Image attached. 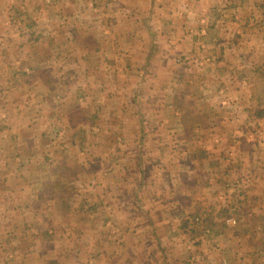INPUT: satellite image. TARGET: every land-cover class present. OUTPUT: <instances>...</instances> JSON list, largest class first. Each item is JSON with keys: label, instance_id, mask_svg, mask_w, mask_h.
<instances>
[{"label": "crops", "instance_id": "0c3cea01", "mask_svg": "<svg viewBox=\"0 0 264 264\" xmlns=\"http://www.w3.org/2000/svg\"><path fill=\"white\" fill-rule=\"evenodd\" d=\"M101 4L0 0V177L15 181L0 183V264H93L75 254L155 264L150 255L172 245L199 247L208 264L233 247L230 262L245 264L244 243L264 240L262 223L238 218L246 201L264 207V0H109L107 13ZM91 14L103 27L86 28ZM50 51L71 79H52ZM250 172L252 201L239 182ZM128 199L147 219L133 222ZM43 201L38 241L15 233L8 243L1 223ZM177 236L190 240L163 239Z\"/></svg>", "mask_w": 264, "mask_h": 264}, {"label": "rangeland", "instance_id": "374dc122", "mask_svg": "<svg viewBox=\"0 0 264 264\" xmlns=\"http://www.w3.org/2000/svg\"><path fill=\"white\" fill-rule=\"evenodd\" d=\"M108 1L109 0H101V3H102L101 5H102V8H103L102 10L105 11L107 9V4L106 3ZM15 3L16 2H10V4L13 5V6H14ZM16 4L19 7L24 6V3L20 2V1L17 2ZM28 4H29L28 7L33 8V1L28 2ZM90 12L93 13V11H90ZM107 12L108 11H105V13H107ZM107 16H109V18H112V16H110V15H107ZM106 18H108V17H106ZM87 20H88L87 23H89V24L86 26V28L88 30H93L94 24L99 21L95 17H93V14H91L90 18L87 19ZM71 21H72V19H71ZM105 21L106 20H104V19L99 21V26L103 27ZM78 22L81 25V23H83V20H81V21L80 20L72 21V23L75 26H77L76 23H78ZM229 23H230V21H229ZM77 33H78V31H77ZM80 33H82V32H80ZM58 41H59V43L57 45L61 44V39L60 38H59ZM67 50H70V49H67ZM70 52H72V50H70ZM48 53H49L48 55L52 56L51 59H53V61L55 62L54 65H53V68H52V72H53V78L52 79L55 78L54 79L55 81H60L61 77H62V79H64L65 77H69L67 74H64V73H67L69 71V69L67 68V64L64 63L61 60H59V61L56 60V59H61L63 57V55L55 56V54L57 52L55 53V52H52V51H50ZM68 56H70V53L68 54ZM181 60H182V58H181ZM184 61L185 62L187 61L186 57H183V61H182L183 64L185 63ZM191 62H192V60H191ZM120 63H117L118 67H121L123 65V64H120ZM111 65L117 66L115 64H111ZM180 66H181L182 72H186V71L190 70V68H192L191 65L186 66V63L184 64V66L181 65V64H180ZM69 78L71 79V77H69ZM109 79H111V78H109ZM242 83H243V85H246L247 84V80H244ZM67 84H70V85L73 84L71 89H72V91H75V92H77L78 90L81 92L82 88L85 86V84L83 82L80 81V84H79L78 81H74V80H70V82H67ZM217 84H218L217 82H215L213 84L210 83L209 87L211 88L210 89L211 94H213L215 92V87H217ZM188 85L189 84L186 83V82L183 83V87L184 88H189L190 92L196 91V84H194V85H192L190 87ZM59 86H61V83H57L55 88H60ZM86 88H88V87L86 86ZM211 97H212V99H211L212 102H210V105L212 106L215 103V101H217V99L214 98L213 96H211ZM223 101H224V97H223ZM220 103L224 105V103H222V101H220ZM227 105L228 104H226L225 106H227ZM202 106L207 108L206 104H204V103H202ZM227 108L230 109V107H227ZM230 115L232 116L233 112L230 113ZM235 115L236 114H234V116ZM240 118H242V116H240ZM252 129H253V131L258 130V129H255V128H249L248 127V128L245 129L244 134L249 133V135H252V134H250ZM222 131H223V129H222ZM248 131H250V132H248ZM257 132L260 133L259 130ZM144 145L140 144L137 147V148L142 149L141 156H145V154H146V148H144ZM229 146H231V145L228 144V143L225 144V147H227L226 150H225V153L227 155H228V150H229L228 147ZM40 152H41V150H38L37 154H40ZM74 152L75 151H71V154L74 153ZM184 156H185V158H187V160H186L187 165H189V163H190L189 162L190 160L188 159L189 155L187 154V155H184ZM255 159H257V158H255ZM258 165H259V167H261L264 170V167L261 166L259 164V162H258ZM29 166H31L32 169H35L36 164L33 165V160H31ZM251 169H252V167H251ZM256 169H257V167L254 168V170H256ZM249 174H252V172L248 173L247 176H244L243 179L240 180L239 182H240V184H244V186H245V188H244L245 191H242V193L244 192L243 193L244 197L245 198L247 197V199L251 198V201H252L253 200V196L250 193H247V191H246L248 186H250L253 183V180H254V176L252 175L253 179L251 180V177H250ZM32 175H33V172L31 173V176ZM2 178H6V179H2ZM7 178L8 177H0V183L4 184L5 181L7 182V183H5L7 185L8 184H10V185L12 184L13 185L15 183V181L9 180ZM31 180H33V176L31 178ZM214 195L215 196H212L213 200L215 198H217L216 194H214ZM75 196L78 197L80 195L79 194H75ZM201 196H205L204 199H202L204 202L202 203L203 205H201V207L198 208V210L196 212H198V213H200L202 215V217H201L202 218V224H199L198 229L199 230L202 229V231H203V229L205 227H203L202 225L205 224V220H208L210 209H209V206L206 205L207 204L206 202L209 200V198L207 199V197H206L207 195L203 194ZM215 200H217V199H215ZM242 200H244V198H242ZM125 205L127 207L131 206V208H132L133 222H135L136 220L138 221V220L147 219L146 218L147 216L145 214V209H144V203L142 201H140V204H138L136 201L131 203L129 201V199H128V200H125ZM240 207H241V209H240L241 211L238 213L239 217L238 216H236V217H238V218H242L243 217L244 220H253V221L255 220V222H254L255 224L262 223L261 226H264V222L263 221L260 222V220H264V216H263L264 215V207L263 206H260L256 201L252 202V203H250V202L247 203V201H246V204L239 206V208ZM47 213L49 214V210H48V207H46V203L44 201L40 204V206H37V210H34L33 206H25L23 208H17L14 211V213H13L14 214L13 216L15 217V220H7L6 223H3V222L1 223L3 225V227L6 229L5 238H6L7 242H8L9 239L10 240L12 239L10 237H11V235H14L15 233L16 234L23 233V234H25L27 236L29 234H31L33 236L34 233L36 234L38 226H43V227L48 226L47 223L43 224L41 222L42 220H38L37 219V217H39V216H40L41 219H43L44 217H47L48 216V215L46 216ZM33 217L35 219L34 222H32ZM252 224H253V222H252ZM202 231H200L198 234H200ZM198 237H199V235H198ZM198 237L195 236V240H196L195 244H194L195 247L198 246V243H197V238ZM29 238H27V240H28L27 243L31 242V241H33V242L38 241L36 236H33L30 239ZM21 239L24 242L25 237H21ZM163 239H165L166 241H171L172 240L173 242H175L177 240L189 241L190 237L177 236V237H174V238L173 237H164ZM257 239H258V237L255 236V238H253L252 241L251 240L250 241L247 240L244 243L245 244V248H244V250L242 252L245 251V253H247L246 256H245L247 262L245 264H249V262H250V264H264V240L259 241ZM15 240H17V238ZM15 240L12 239V241H10L8 243H11V242L13 243V241H15ZM255 240H256V242H255ZM120 241H121V239H120ZM27 243H25V244L22 243L21 245H26ZM40 244H42L41 240H40ZM255 244H256V246H258V244H259L260 248L256 247ZM236 247H237V244H236ZM45 248H47V247H45ZM170 249L171 250L167 249L166 251L164 250L162 253H158L159 258H157L155 256H151V255H150V257L154 261L156 260V261L160 262V263L155 262V264H208L206 262V259L208 258V256L211 255L209 253L205 254L203 251L198 250L199 247L198 248L197 247L196 248L189 247L185 251H180V250H178L176 248V246L172 245L170 247ZM222 250H225V248H222ZM231 251H233V247H229V250L227 251L229 256H227V254L221 253V251H218L217 256L214 258L215 264H223L222 263V256L229 260L228 264H234V262H230V258L232 257L234 261H237V258L235 256H233V255H235L237 253H233ZM75 256L77 258H79V259L80 258H83L85 260H89L90 259V261L93 262V264H97L96 258L94 257L93 254H90V255L81 254V256L78 255V254H75ZM71 257H73V254L71 255ZM107 257H108V254L105 257V259L107 260V263H110L111 259H110V257H108V258ZM10 259L9 258L6 259L5 260V264H11L10 263L11 262ZM90 261H88V262H90ZM235 264H238V263L235 262ZM239 264H242V263H239Z\"/></svg>", "mask_w": 264, "mask_h": 264}, {"label": "trees", "instance_id": "16d2710c", "mask_svg": "<svg viewBox=\"0 0 264 264\" xmlns=\"http://www.w3.org/2000/svg\"><path fill=\"white\" fill-rule=\"evenodd\" d=\"M188 117V114L187 113H185V117H184V119H185V122H189V119L190 118H187Z\"/></svg>", "mask_w": 264, "mask_h": 264}, {"label": "built area", "instance_id": "2783aa9c", "mask_svg": "<svg viewBox=\"0 0 264 264\" xmlns=\"http://www.w3.org/2000/svg\"><path fill=\"white\" fill-rule=\"evenodd\" d=\"M228 223H232V224H235L236 223V220H227Z\"/></svg>", "mask_w": 264, "mask_h": 264}]
</instances>
